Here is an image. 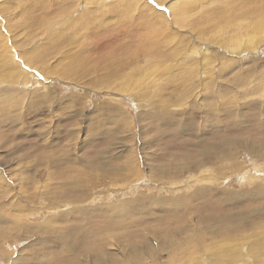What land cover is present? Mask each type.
<instances>
[{"label": "rangeland", "instance_id": "rangeland-1", "mask_svg": "<svg viewBox=\"0 0 264 264\" xmlns=\"http://www.w3.org/2000/svg\"><path fill=\"white\" fill-rule=\"evenodd\" d=\"M0 38V264H176L221 208L264 233V0H0Z\"/></svg>", "mask_w": 264, "mask_h": 264}, {"label": "bare ground", "instance_id": "bare-ground-1", "mask_svg": "<svg viewBox=\"0 0 264 264\" xmlns=\"http://www.w3.org/2000/svg\"><path fill=\"white\" fill-rule=\"evenodd\" d=\"M0 40H2V38H0ZM7 51H8V47L6 46L4 51L1 52V53L4 54V55H8L9 52H7ZM258 122H260V121H258ZM223 191H226L228 193L225 192L223 195H221L220 196V200H223V201L226 200L227 202H230V203L231 202L232 203L238 202L237 199H239V197L241 196V192H239V191H238V193H236V192H230L229 193L230 190H227V189H223ZM210 196L211 197H216L215 195H211V194H210ZM176 198H178V197L176 196ZM163 200H165V199H163ZM168 200H170L172 202H175V200H173L172 198H168L167 201ZM144 203H146V202H144ZM147 203H150V202L148 201ZM160 203L161 204H159V205L164 204L163 202H160ZM213 204H216V203L214 202ZM229 206H231V205H229ZM169 207H171V206H168V208ZM186 208L189 209L188 207H186ZM241 210H243V209H241ZM123 211H125V210H123ZM220 211L221 212H220L219 216L217 215L214 218H209L210 216H208V217L204 218L205 219L204 220L205 227H204V232L203 233H197L194 236L193 239H189L187 237H183V238H180V239H176L175 238V240L173 242H169L167 244V246H165V250H167V252H168V250L171 251L170 254L169 253H167V254L169 256H173L174 257V260H175L176 264H181L184 261V255L183 254L187 250H190L189 254H192L193 252H197V254L206 255L210 262H214L212 264H262L264 262V246H262V243L264 242V233L257 234V237L254 239L256 241V243L252 242V244L250 246H248L247 250H244L242 253H240L241 252V251H239L240 249L239 250L237 249V247L238 248L240 247V244H241V246H243L242 243H240L241 240L244 238L243 233H247L249 230H251V228H254V225H253L254 221L251 218H249L252 213L250 215L249 214L248 215L247 214H242V213L229 214V211L227 213L226 209L222 210V208H221ZM165 213H166V211H165ZM121 217H124V215L121 216ZM118 222H120V221H118ZM120 223H122V225H123V222H120ZM101 225H103V224H101ZM115 225H116V223H115ZM33 226H35V225H33ZM75 226H76V224H75ZM88 226H89V224H88ZM75 229H77V228H74V230ZM92 229H94V228H92ZM74 230L72 232H74ZM88 230H87V232H91V231H88ZM116 230H118V229H116ZM230 231H236V233L239 234V235L236 236V233H230ZM62 232H63V230H62ZM70 232H71V230H70ZM77 232H78V230H77ZM79 234H81V233H79ZM93 234H91V236H93ZM69 235H71V234H69ZM72 235H74V234L72 233ZM57 236H59V235H57ZM237 237H238V239H237ZM90 239L93 240V241L92 242L89 241V243H87V244H85L84 241H79V242L77 241L76 243L74 242L75 244L71 243L69 245V248L67 249L68 253H67V250H65L63 252V249L66 248V247L61 248L60 253L63 254V255L64 254H66V255L69 254L67 257H69L70 259L73 260V262H74L73 264H81L82 263V259H84V258L85 259L87 258L89 261H93L92 264H130V263H135V262H141L143 260V258L137 253L138 251L135 252L134 256L132 255V251L134 250L135 247H137L135 242L134 243H130V248H128V246L126 247V245H122L123 247H125V248H123L121 246V251L120 252L122 253L123 257L122 258H118V257L116 258V256L110 250H106L105 251L107 242H105V240L103 238H99V239L95 238V239H93V237H91ZM231 239L232 240L237 239V245L235 243H233L231 241ZM57 240H59V239H57ZM68 241H65L64 243L66 244V243H68ZM172 251L179 252V253H181L182 251H185V252L181 253L182 256H178L176 254H173ZM255 252L259 253L257 255V257L254 255ZM108 254L111 257H109ZM155 255H156V253L152 252L151 256L155 257ZM250 256H252V260H250L251 259ZM67 257H64V258H67ZM248 257H249V259H248ZM82 264H84V263H82Z\"/></svg>", "mask_w": 264, "mask_h": 264}]
</instances>
